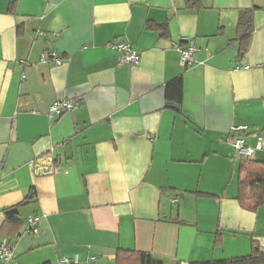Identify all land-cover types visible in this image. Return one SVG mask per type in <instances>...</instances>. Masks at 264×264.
<instances>
[{
  "label": "crops",
  "instance_id": "0c3cea01",
  "mask_svg": "<svg viewBox=\"0 0 264 264\" xmlns=\"http://www.w3.org/2000/svg\"><path fill=\"white\" fill-rule=\"evenodd\" d=\"M195 2L0 0V237L11 264H115L119 249L223 264L254 243L264 252V203L237 200L240 163L264 162V0ZM184 40L198 47L187 67ZM113 41L138 65H119ZM179 76L177 100L166 86ZM72 97L75 110L48 116ZM29 216L37 234L25 232Z\"/></svg>",
  "mask_w": 264,
  "mask_h": 264
},
{
  "label": "trees",
  "instance_id": "16d2710c",
  "mask_svg": "<svg viewBox=\"0 0 264 264\" xmlns=\"http://www.w3.org/2000/svg\"><path fill=\"white\" fill-rule=\"evenodd\" d=\"M198 0H186L188 7H193ZM199 5V3H198ZM252 10L242 11L237 20V30L240 38L249 37L252 28ZM149 29H157L161 33H166L164 25L154 23L148 24ZM182 79L176 77L167 83L166 88L176 96L177 100L181 97ZM237 135L233 134L231 137ZM258 164V166H257ZM239 204L245 208L254 210L264 203V162L258 163L244 160L239 166L238 176V194ZM219 244L220 237L216 240ZM115 264H162L161 260L150 252L137 250L119 249L116 253ZM189 264H211L209 262H192ZM223 264H264V252L260 250L257 244H253L251 251L242 256H236L223 261Z\"/></svg>",
  "mask_w": 264,
  "mask_h": 264
},
{
  "label": "built area",
  "instance_id": "2783aa9c",
  "mask_svg": "<svg viewBox=\"0 0 264 264\" xmlns=\"http://www.w3.org/2000/svg\"><path fill=\"white\" fill-rule=\"evenodd\" d=\"M112 49L118 52V64L119 65H131L136 66L139 63V55L132 48V46L124 41H113L108 45ZM176 50L179 57V64L183 67H187L194 61V54L198 51V47L190 40H184L183 43L176 46ZM47 60L53 62L56 65L61 64L62 60L57 54L52 51L49 54ZM247 68V67H245ZM80 97H72L61 99L53 102L48 108V116L50 118H57L64 113L75 110L80 105ZM233 131H245L246 127L238 125L232 128ZM232 144L236 149L237 154L250 159L253 157L255 149L244 143V139L240 136H236L232 139ZM257 148H264V139L260 138L256 143ZM39 231L38 217L29 216L26 220L25 232L29 234H37ZM15 259L14 247L6 239L0 237V264H11ZM67 264H76L77 259H63Z\"/></svg>",
  "mask_w": 264,
  "mask_h": 264
},
{
  "label": "water",
  "instance_id": "95a60500",
  "mask_svg": "<svg viewBox=\"0 0 264 264\" xmlns=\"http://www.w3.org/2000/svg\"><path fill=\"white\" fill-rule=\"evenodd\" d=\"M172 106H176V104H172Z\"/></svg>",
  "mask_w": 264,
  "mask_h": 264
}]
</instances>
